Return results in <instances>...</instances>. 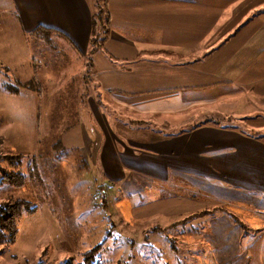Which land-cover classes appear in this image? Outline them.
Wrapping results in <instances>:
<instances>
[{
  "label": "crops",
  "instance_id": "0c3cea01",
  "mask_svg": "<svg viewBox=\"0 0 264 264\" xmlns=\"http://www.w3.org/2000/svg\"><path fill=\"white\" fill-rule=\"evenodd\" d=\"M6 1L23 30L50 34L83 54L95 91L90 102L105 129L104 144L95 147L81 132L93 175L124 179L128 170L164 181L173 170L182 190L189 188L181 180H189L205 191L203 200L193 193L166 198L157 208L163 214L241 204L254 198L251 190L264 191V0H107L109 30L94 50L95 0ZM213 114L228 121L236 115L254 132ZM152 118L200 121L149 140ZM237 224L222 219L217 227L235 234Z\"/></svg>",
  "mask_w": 264,
  "mask_h": 264
},
{
  "label": "rangeland",
  "instance_id": "374dc122",
  "mask_svg": "<svg viewBox=\"0 0 264 264\" xmlns=\"http://www.w3.org/2000/svg\"><path fill=\"white\" fill-rule=\"evenodd\" d=\"M104 16H96L98 32ZM51 38L23 30L16 9L0 0V201L11 197L37 206L23 215L14 241L0 242V264H89L87 252L92 264H264L263 189L251 190L254 198L241 204L213 203L185 214L169 207L163 214L157 208L177 193L203 200L205 191L189 180H181L190 189L182 190L173 170L164 181L128 170L124 179L92 174L81 132L86 145L105 141L90 102L93 84L86 81L81 51ZM213 115L218 123L254 132L236 115L229 121ZM198 121L152 118L148 139L174 136ZM15 155L18 166L11 164ZM33 166L40 180L29 176ZM17 168L28 175L23 185L2 180L5 169ZM222 219L238 223L235 234L219 232Z\"/></svg>",
  "mask_w": 264,
  "mask_h": 264
},
{
  "label": "trees",
  "instance_id": "16d2710c",
  "mask_svg": "<svg viewBox=\"0 0 264 264\" xmlns=\"http://www.w3.org/2000/svg\"><path fill=\"white\" fill-rule=\"evenodd\" d=\"M97 5L99 7H97ZM106 13V23L104 21V24L101 25V30L98 32L95 24H96V16L99 15L100 17H105ZM98 23V22H97ZM92 34L90 38V42L92 43L93 50L98 47L102 41H105V37L102 39V36L106 35L109 28V10H108V4L107 0H95L94 2V13H93V25H92ZM43 26H39L37 28L38 32L44 31ZM91 56L88 59V73L91 71ZM15 90V89H11ZM19 155L11 156V164L18 166L21 162ZM30 177L32 179H38L40 180V175L38 173V170L36 167H30ZM28 178V175L23 173L19 168L15 170H7L5 169L2 175L3 181H9L11 183H14L15 185H23ZM37 206H32L29 201L23 200V199H14V198H5L2 201H0V242H3L5 240L8 241H14L19 233V223L22 219L23 215L28 212H34L36 211ZM86 260L89 264H92L90 262L91 260V254L90 252H87Z\"/></svg>",
  "mask_w": 264,
  "mask_h": 264
}]
</instances>
